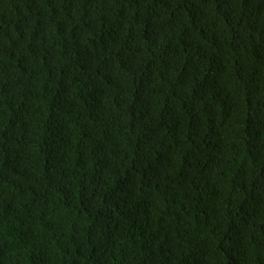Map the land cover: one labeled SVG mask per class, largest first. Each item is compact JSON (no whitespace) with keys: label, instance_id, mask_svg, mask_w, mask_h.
Here are the masks:
<instances>
[{"label":"trees","instance_id":"trees-1","mask_svg":"<svg viewBox=\"0 0 264 264\" xmlns=\"http://www.w3.org/2000/svg\"><path fill=\"white\" fill-rule=\"evenodd\" d=\"M0 264H264V0H0Z\"/></svg>","mask_w":264,"mask_h":264}]
</instances>
